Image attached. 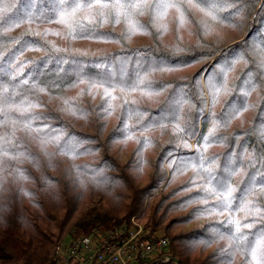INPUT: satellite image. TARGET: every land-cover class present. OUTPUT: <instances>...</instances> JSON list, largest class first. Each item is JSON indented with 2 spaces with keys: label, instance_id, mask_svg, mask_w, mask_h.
I'll return each instance as SVG.
<instances>
[{
  "label": "trees",
  "instance_id": "obj_1",
  "mask_svg": "<svg viewBox=\"0 0 264 264\" xmlns=\"http://www.w3.org/2000/svg\"><path fill=\"white\" fill-rule=\"evenodd\" d=\"M172 1L182 34L160 24V0H0V264H53L61 242L134 215L170 238L179 264H264V0ZM58 21L73 42L112 45L64 48L44 32ZM140 81L153 96L121 103L110 130L104 98L61 105L81 83ZM129 135L137 144L124 158L111 144ZM70 138L95 158L66 162ZM243 203L252 213L239 230ZM191 220L207 221L180 228Z\"/></svg>",
  "mask_w": 264,
  "mask_h": 264
},
{
  "label": "rangeland",
  "instance_id": "obj_2",
  "mask_svg": "<svg viewBox=\"0 0 264 264\" xmlns=\"http://www.w3.org/2000/svg\"><path fill=\"white\" fill-rule=\"evenodd\" d=\"M158 9L160 14L159 15L160 24H162L166 30L171 31L176 29L181 34L186 31L187 24L185 20L183 18L179 19L178 17V14L182 12V9L172 0H160V5ZM64 29H65L64 22L58 21L45 27L44 32L48 37V39L52 40L54 43L76 52H96V51L106 50L110 48L112 45V44L110 45L108 42H100V41L73 42L72 40L66 37ZM130 39L131 41L133 40L134 42H137V41H141L143 38L141 37L139 30H133V33L130 34ZM152 96L153 94L149 93V91L147 92V88L146 89L143 88L142 81L137 82L133 87H125V88L121 86L107 87L106 85L103 84L98 85V83H93V85H85L81 83L72 87L68 91L66 97H64L63 100L61 101V105L68 106L70 102L85 103L87 100L97 101L101 98L102 99L104 98L105 106L107 105L105 107L107 112H106V117L103 118L102 121L105 123L104 128L110 130L117 123L121 103L134 102L135 105H137L136 103H140L143 101L146 102L148 98ZM128 113L130 114V111ZM125 124L128 125L127 120L125 121L124 125ZM33 137H34V141H37V143H39L41 146H45L46 148L54 147L51 139L48 140L49 142L47 143L45 138H42V140H40V138H37V136H33ZM86 144L87 143L85 141H81L77 138H70L68 140L64 152L62 153L64 160L66 162L74 161L76 163L93 160L96 155L91 152L92 146L90 148L87 146L86 147L87 150H83L84 152L79 154V156L78 154H76L78 153L76 152V150ZM136 144H137V139L135 138V136L129 135L127 137L119 139L118 141H114L111 144V146L112 149H114V151L120 152L124 156V158H126L129 157V154L133 151ZM139 154H140V159H139L140 161H138L137 164H133L136 165L133 173L135 174L137 181L140 184H144L147 181L148 171H149V156L147 154V148H143ZM173 179H174V183H178L182 179H184V177L183 175H179L177 177H174ZM229 194L230 193H228L227 198L229 200V203H232V198L229 197ZM250 213H252V211L250 212L249 209H247L245 203L239 205V207L237 208V213L234 214V220L232 221L234 224H236L239 230H241L246 226V225H241V222ZM206 221L207 220H193V221L191 220L190 223L180 228L188 230L189 228L198 226V224H202ZM69 240L70 239H67L66 241ZM237 242L240 246H242L241 250L245 251L243 238L238 239ZM259 248L260 246L259 243L257 242L254 245V249L250 248V250L247 251L249 253V256L250 255L252 256L253 262H257L258 260L257 258L259 254ZM208 251L209 250H205L201 254V257H204L208 253ZM245 260L243 261V257L240 255L239 257H237V259L234 260V262H232V264H249V261L247 260L245 261ZM261 262L264 263V259ZM218 264H225V262L221 260V262H219Z\"/></svg>",
  "mask_w": 264,
  "mask_h": 264
},
{
  "label": "built area",
  "instance_id": "obj_3",
  "mask_svg": "<svg viewBox=\"0 0 264 264\" xmlns=\"http://www.w3.org/2000/svg\"><path fill=\"white\" fill-rule=\"evenodd\" d=\"M53 264H179L168 236L153 235L134 215L105 231L58 244Z\"/></svg>",
  "mask_w": 264,
  "mask_h": 264
}]
</instances>
